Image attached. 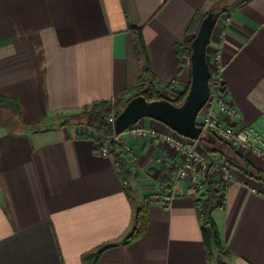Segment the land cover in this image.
I'll use <instances>...</instances> for the list:
<instances>
[{
  "label": "crops",
  "instance_id": "1",
  "mask_svg": "<svg viewBox=\"0 0 264 264\" xmlns=\"http://www.w3.org/2000/svg\"><path fill=\"white\" fill-rule=\"evenodd\" d=\"M227 1L221 18L230 22L212 37L222 43L226 97L241 122L264 125V0H0V95L17 99L28 124H58L94 102L122 101L139 77L128 14L142 27L159 87L181 93L191 80L190 59L179 52L193 38L189 25L198 11ZM141 123L171 131L152 118ZM115 140L129 162L134 202L111 154L101 153L108 142L88 127L0 124V264H85L83 254L126 236L136 206L163 185L146 231L105 249L95 264H218L207 255L197 212L203 192L178 177L179 153L130 129ZM241 154L264 169L261 158ZM212 215L225 264H264L262 182L234 169Z\"/></svg>",
  "mask_w": 264,
  "mask_h": 264
},
{
  "label": "trees",
  "instance_id": "2",
  "mask_svg": "<svg viewBox=\"0 0 264 264\" xmlns=\"http://www.w3.org/2000/svg\"><path fill=\"white\" fill-rule=\"evenodd\" d=\"M230 7V1L217 4L213 9L215 12L220 13V16L228 11ZM208 11H198L189 25V32L193 34V38L196 36L202 20L207 16ZM129 48L130 54L135 58L138 65L140 74L138 77V85L135 93L131 96L124 98L122 101L111 102L108 100L97 101L93 104L86 106L83 110L67 115V117L58 124H28L21 122L22 113L19 102L17 99L0 95V124L7 126L10 130L15 131L16 127L20 126L34 129L37 131L48 130L54 125H80L86 126L92 130L99 138L108 142L109 152L113 157L114 164L118 170L119 176L122 181L123 189L132 202L134 199V191L131 184L132 172L130 170L129 162L125 158L120 144L115 140L116 132L114 124L110 122V117H116L123 109L125 104L134 96L143 95L148 100L167 98L175 104H180L190 87V82L181 93H173L169 90V95H165L163 90L159 87V83L156 80V76L152 70V66L149 59L147 46L144 40L142 27L135 24L129 27ZM188 48L180 49L179 52L182 55H186L190 59L192 52L191 43ZM210 69L212 65L209 62ZM226 85V84H225ZM3 113V114H2ZM13 115L17 117V121L10 119L7 115ZM200 124L199 119L197 118ZM22 123V124H21ZM208 135L210 132L205 131ZM207 154L212 158L213 162L224 161L228 163L232 168L239 170L249 178L258 180L264 184V169L257 167L249 159L231 148L227 143L218 139L215 143L203 142ZM213 164H211L208 172L205 175V190L203 196L197 199V212L202 222L203 238L207 247V255L209 258H216L218 264H225L223 256L228 253V249L223 245L221 236L217 227V224L213 218V210L217 207L224 205V198L221 196V190L219 187L218 179L212 172ZM175 167L170 168L173 172ZM161 181L165 177H160ZM166 179L163 181L165 183ZM166 186L163 185L159 194L149 193L146 194L142 202L136 206L134 222L131 230L120 242L105 243L98 248L83 254L82 258L85 264H95L99 259L101 253L110 247L117 246L119 244H128L137 240L147 229L148 225V209L149 205L154 200H159L158 195H162ZM207 226H210L213 230V237H211L207 231Z\"/></svg>",
  "mask_w": 264,
  "mask_h": 264
},
{
  "label": "built area",
  "instance_id": "3",
  "mask_svg": "<svg viewBox=\"0 0 264 264\" xmlns=\"http://www.w3.org/2000/svg\"><path fill=\"white\" fill-rule=\"evenodd\" d=\"M229 22L228 16L220 17L213 33L217 29L222 31V27ZM213 33L207 46V59L212 65L211 90L204 107L199 112L200 125L203 127V131L210 132L240 154L246 151L264 161V125L256 126L241 122L237 108L227 99L221 62L222 43L217 40L212 41ZM110 122L114 124L115 117H110ZM128 129L139 135H151L166 141L181 156L178 163V177L190 178L202 192L206 185L205 175L213 164L212 172L218 179L221 196L225 197L227 184L234 178V169L224 161L213 162L212 158L203 150L199 139L185 137L172 128L170 132L156 130L143 125L141 120ZM101 153L109 155V147L103 146Z\"/></svg>",
  "mask_w": 264,
  "mask_h": 264
},
{
  "label": "water",
  "instance_id": "4",
  "mask_svg": "<svg viewBox=\"0 0 264 264\" xmlns=\"http://www.w3.org/2000/svg\"><path fill=\"white\" fill-rule=\"evenodd\" d=\"M128 15L131 26H134L131 15ZM219 17L220 13L210 9L192 40L191 82L184 100L180 104H175L167 98L148 100L143 95L134 96L115 117L116 134L124 132L139 120L148 117L161 121L185 137L208 143L216 142L215 136L203 131L197 118L210 95L211 69L207 59V46ZM207 231L213 237L210 226H207Z\"/></svg>",
  "mask_w": 264,
  "mask_h": 264
},
{
  "label": "rangeland",
  "instance_id": "5",
  "mask_svg": "<svg viewBox=\"0 0 264 264\" xmlns=\"http://www.w3.org/2000/svg\"><path fill=\"white\" fill-rule=\"evenodd\" d=\"M131 60H134L135 61V59H134V57L132 56L131 57ZM132 68H134V71H132L131 72V78H133V77H135L136 75H135V70H136V67H132ZM139 74H140V71H139ZM137 85H138V83H137ZM137 85H135V89L133 90V91H131V90H128V92H126V94L128 95L127 97H129V96H131L133 93H135V91H136V88H137ZM127 97H125V98H127ZM200 119V118H199ZM202 146H203V144H202ZM203 150L207 153V151L205 150V148H204V146H203ZM234 169V168H233Z\"/></svg>",
  "mask_w": 264,
  "mask_h": 264
},
{
  "label": "flooded vegetation",
  "instance_id": "6",
  "mask_svg": "<svg viewBox=\"0 0 264 264\" xmlns=\"http://www.w3.org/2000/svg\"><path fill=\"white\" fill-rule=\"evenodd\" d=\"M222 15H223V14H222ZM222 15H221V16H222ZM221 16H220V17H221ZM220 17H219V18H220ZM219 18H218V19H219Z\"/></svg>",
  "mask_w": 264,
  "mask_h": 264
}]
</instances>
